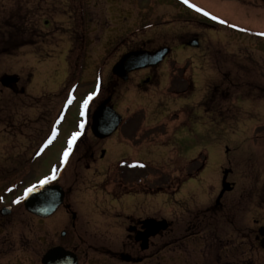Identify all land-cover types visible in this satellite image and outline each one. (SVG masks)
I'll return each instance as SVG.
<instances>
[{
  "label": "rangeland",
  "instance_id": "1",
  "mask_svg": "<svg viewBox=\"0 0 264 264\" xmlns=\"http://www.w3.org/2000/svg\"><path fill=\"white\" fill-rule=\"evenodd\" d=\"M137 28L151 39L144 48L166 43L174 50L155 70L153 85L134 86L144 72L118 84L116 111L124 117L138 113L127 127L95 139L88 116L107 93L103 87L87 103L85 121L84 100L94 83L106 84L117 58L140 44L118 42ZM194 36L199 47H184ZM32 39L38 44L30 47ZM8 47L16 56L0 50V75L37 74L26 91L34 102L42 94L49 134L55 127L56 136L36 157L31 152L33 171L6 199L14 204L9 215H0V264H41L44 251L55 245L76 253L79 264H133L116 254L135 252L145 258L139 264H264V0H0V49ZM182 66L191 88L179 95L168 84ZM72 82L78 85L64 107ZM20 111L23 133L15 154L27 143L30 131L23 122L35 110ZM77 132L75 152L62 162ZM88 149L93 158L79 160ZM202 153L203 170L185 180L192 172L187 161ZM2 158L0 152V168L10 169ZM124 158L155 166L148 171L150 186L156 185L155 168L185 182L175 194L138 188L141 193L121 196L128 183H119L115 165ZM53 176L65 190L63 205L49 218L30 215L20 202L22 190ZM12 178H2L0 189ZM223 179L232 189L217 200ZM145 218L170 226L140 251L127 227Z\"/></svg>",
  "mask_w": 264,
  "mask_h": 264
},
{
  "label": "flooded vegetation",
  "instance_id": "2",
  "mask_svg": "<svg viewBox=\"0 0 264 264\" xmlns=\"http://www.w3.org/2000/svg\"><path fill=\"white\" fill-rule=\"evenodd\" d=\"M143 33H145V30L143 28H137L136 30L131 31L127 35L126 34L120 35V39L118 40V42H120L123 45L124 42L129 44V39L141 41L140 44H137L138 42H135V44L131 45L130 48L128 47L129 49L125 52L139 51V50H147V51L153 52L164 46L170 49L169 52H171V50L173 49L171 45H168L166 43H161L158 47L155 46L153 48H144L143 45L146 43V40L150 42L151 39L149 38L144 39V35L146 33L142 36L141 34ZM137 36H139L140 38ZM35 37L37 36H34V38ZM194 38H197L199 41L198 36H194L193 39ZM193 39L191 38L189 40H185V43ZM29 41L30 42L27 45L30 47L38 44L36 39L35 40L32 39ZM13 47H16V46L14 45ZM119 47L120 46H117L116 48L110 50L109 52L111 54H114L117 52ZM0 50L5 55H9L11 57L16 56V50H15V53L9 54V51H10L9 47L2 48ZM31 53L36 54L35 51H31ZM118 59L119 58H117V60ZM159 65L160 64H158L157 66L156 65L149 66L146 68H141V69L131 71L127 74V78L125 80H122L120 77L113 75V72L111 69L110 71L111 74L109 75L108 77L109 79L106 81V84L103 86L100 83L95 85L97 87V90L95 91V93L92 94L91 96L92 98L90 99V101L93 100L95 98V94L98 93L104 87V90L106 91L107 94L97 101V104L95 105V107L100 105L104 100L109 99L107 105H111V107L116 111L114 107L115 106L117 107V105H115L117 103V100H115V97L117 95V88L119 86L118 84H121V83L124 84L130 81V79L133 78L134 74H140L144 72V75H142V77H139L135 81L134 86L142 89L146 87L147 85H153L156 80V75L158 76L155 70L157 69V67H159ZM172 65H173L172 62L168 63L169 69ZM36 75L34 74L32 70L26 73V77L24 79H22L21 75L18 74L17 72H3L0 75V152H2V155H3L2 161L4 162V165L6 166V164H8L12 166L8 170L7 169L3 170L0 168V180L2 178L3 179L10 178V177L12 178V174L15 173L16 171L17 172L19 171V174L16 177L14 176L12 178L13 180L11 179L10 181H8L9 183L7 186L5 185L4 188L0 189V197L2 194L5 195V198H7L8 196L10 197L14 196L16 194L17 188L19 187L18 182L22 178L28 177L33 171L32 166H33V163L36 162V159L34 157H36L39 152L42 153L43 149L47 148L48 137H49V129H48L49 124H48V119H47L48 117L47 109H46L47 105H45L46 102L43 100L42 94H40V97H36L37 100L36 102H34L32 100V96L26 91V88H28L29 85L32 84L33 80L37 79ZM9 76H14V78H16V81L9 82ZM36 82L38 81L36 80ZM39 83L40 85H42V80ZM38 98L40 99V101H38ZM25 107H28L29 110H35L36 112L33 111L34 114H31V117H27L26 121L23 122L26 125L25 128H28L27 130L30 131L29 133L30 135L27 140V143L25 144V147H20V149L18 150L19 152H17V154H20V157H17V154L13 153L17 149L15 140L18 134L21 135L23 133V126L22 125L18 126V121H19L18 119L24 118L23 116H21L20 110H23V108ZM85 108L87 107L85 106ZM121 116H122V119L119 124L118 130L120 128L122 129L124 127H127L130 121L134 120L133 116H129V115H127L128 117L127 116L124 117L123 115ZM33 126H36V129L33 130ZM78 137L79 135L76 136L71 146L69 145V147L66 149V152H68V154L64 160L65 162L67 158H69L70 155L75 152V148L77 145L76 141H78L77 140ZM21 144L23 143H20L19 146ZM103 151L104 149H101V152H100L101 156H102ZM31 152H35L34 157ZM93 156H94V152L92 151V149H88V151L84 152V157H79V160H82L84 158L92 159ZM11 204H14V203H8L5 200L2 203H0V208L6 206V207H10L11 209L12 207ZM140 229H141V226H140L139 220L135 221V223L132 221L131 225L129 224L127 227V231L129 232L128 234L130 236L129 238H131V240L133 241V244L137 245L138 248H139V244L138 242H136L134 236L136 235V232L139 231ZM147 247L148 248L150 247V240H149V245ZM122 254L128 255L129 258L131 259V261L127 263L139 264L143 262L145 259L144 257L140 255V253H136V252L135 253H119V254H116V256L120 257Z\"/></svg>",
  "mask_w": 264,
  "mask_h": 264
},
{
  "label": "water",
  "instance_id": "3",
  "mask_svg": "<svg viewBox=\"0 0 264 264\" xmlns=\"http://www.w3.org/2000/svg\"><path fill=\"white\" fill-rule=\"evenodd\" d=\"M187 45L197 47L198 43L196 39H193L187 42ZM168 51L169 49L167 47H163V49L161 48L153 52L139 50L125 53L112 67L113 75L125 80L127 74L132 70L159 64L168 54ZM14 81H16V78H14V76H9V82ZM108 101L109 99H106L98 105L90 116L91 124L89 127L91 128L92 134L98 139L109 137L117 130V125L121 122V116L115 112L111 106L106 105ZM224 179L217 200H219L225 191H231L232 189L231 185L225 182ZM64 195V190L61 186L45 182L31 191H28L23 197L22 202L27 212L36 216L47 217L63 203ZM9 213V207H5L0 211L2 215H8ZM141 224V230L137 231L134 236L136 242H139L141 250H146L148 248L150 237H154L160 232L162 233L169 227V223L164 219L157 220L154 218H147L142 220ZM61 235H64V232H62ZM121 259L130 261L129 256L126 254L121 255ZM40 262L42 264H78V258L75 253L63 247L55 246L45 251Z\"/></svg>",
  "mask_w": 264,
  "mask_h": 264
},
{
  "label": "trees",
  "instance_id": "4",
  "mask_svg": "<svg viewBox=\"0 0 264 264\" xmlns=\"http://www.w3.org/2000/svg\"><path fill=\"white\" fill-rule=\"evenodd\" d=\"M20 46H23V45H20ZM20 46L17 45L16 47L20 48ZM152 132L153 131H150L148 133L151 134ZM204 156H205L204 153H202L199 155V157L197 159H194L193 161H191L187 164L186 167H189V170L192 172L186 173L185 178H187L188 176L190 177V176L194 175L195 172H197L203 168L204 163H205V157ZM118 166H119V168L117 171V176H118L117 179L119 182L120 181L124 182V179H126V178H124L126 176V173L128 174V171L125 169L126 167L132 172V174H135L134 176H139V178L147 177L149 174L148 171L153 170L152 167H150V166L137 165V164H129L128 166L124 165L125 167H123V165L120 164ZM156 174H158V176H156V185L155 186L147 185L146 191H148V192H159V193H160V191H166V192H169V194H170L172 192H175L177 190V188L179 187V184L184 181V179L182 181L181 179H178L176 177L171 178L168 174L161 173L158 168H156ZM172 180L175 183L174 187L169 184L172 182Z\"/></svg>",
  "mask_w": 264,
  "mask_h": 264
},
{
  "label": "snow or ice",
  "instance_id": "5",
  "mask_svg": "<svg viewBox=\"0 0 264 264\" xmlns=\"http://www.w3.org/2000/svg\"><path fill=\"white\" fill-rule=\"evenodd\" d=\"M184 2L185 3H188V0H184ZM189 6H191V7H195V5H189ZM198 11H201L200 9H197ZM208 13H205V15H207ZM214 19H215V17H214ZM221 22H223V21H221ZM92 97H91V95H89L85 100H84V106H86L87 105V103H88V100H90ZM77 135H79L78 133H74L73 134V136H72V138L69 140V145L71 146V144H72V142L75 140V138H76V136ZM67 152H65L64 153V156L65 157H67ZM45 181H41V183H44ZM32 189H28V191H31Z\"/></svg>",
  "mask_w": 264,
  "mask_h": 264
}]
</instances>
